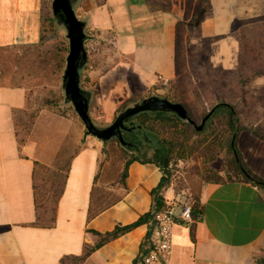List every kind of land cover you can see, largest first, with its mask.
Here are the masks:
<instances>
[{
	"label": "crops",
	"instance_id": "1",
	"mask_svg": "<svg viewBox=\"0 0 264 264\" xmlns=\"http://www.w3.org/2000/svg\"><path fill=\"white\" fill-rule=\"evenodd\" d=\"M154 1L80 0L85 29L98 39L110 37L113 44V62L96 78L94 109L89 105L93 120L109 117L116 100L129 97L132 88L175 78V25L183 21L186 0H170V10L154 6ZM43 2L0 0V50L43 41ZM259 16H264V0H193L183 47L188 50L192 43L193 51L209 54L213 67L233 71L239 65V47L232 28L236 21ZM192 19L195 23L188 25ZM30 88L20 70L0 71V264H61L63 256L79 255L85 243L97 241L90 229L109 231L152 210L150 192L162 171L153 162L132 161L122 183L125 193L88 218L101 194L115 189L106 187L103 146L79 133L68 139L70 124L53 116L47 119L42 112L19 143L16 116L27 111ZM261 120L240 127L236 146L244 163L264 180V137L254 132L256 125L264 127ZM41 124L55 132V141L48 135L36 137ZM75 144L79 147L69 159L53 226H33L35 161L52 165L64 145L72 150ZM196 193L201 216L192 226L174 224L168 260L148 264H255L252 255L264 250V189L248 183L204 182ZM150 226V221L140 224L103 243L80 264H143Z\"/></svg>",
	"mask_w": 264,
	"mask_h": 264
},
{
	"label": "rangeland",
	"instance_id": "2",
	"mask_svg": "<svg viewBox=\"0 0 264 264\" xmlns=\"http://www.w3.org/2000/svg\"><path fill=\"white\" fill-rule=\"evenodd\" d=\"M51 1L44 0L43 2V41L40 44L0 50V71L2 69L20 70L26 75L27 84L31 87L27 111L18 113L16 116L18 140L23 142L39 112H42L47 119L53 116L70 124L68 139L77 137L79 133L82 138L88 137L102 144L103 174L107 181L106 187L115 186V189H107L105 195L101 194V202L109 203L123 192L122 172L127 159L135 154L121 148L115 139L102 142L96 137L86 134L84 125L71 103L65 100L62 74L68 52V40L65 29L58 26L53 17ZM75 12L79 18L83 19L80 0L75 5ZM186 20L182 21L181 47L177 61L179 80L172 79L168 82L159 80L156 85L151 87L132 88L129 97L121 101L116 100L117 107L109 117L102 122L99 119L94 120L98 126L109 124L120 110L154 94L173 101L184 97L190 109V115L197 123L214 104L221 101L234 104L239 127L249 128V124H253L259 119H262L263 123L264 16L255 17L243 23L236 21L234 24L232 33L239 47V65L233 71L213 67L208 60L209 54L204 49L193 51L192 43L190 46L188 45V50L183 47ZM194 23L192 19L188 25ZM188 28L191 31L194 29ZM85 32L87 34L85 40L87 60L81 71L80 84L83 88L91 91V106L94 109L96 78L107 71V68L112 64L113 44L110 37L98 39L90 29H85ZM258 78L263 80L258 83L255 81ZM103 111L105 112V110ZM145 124L153 125L158 137L164 139L166 146L171 149L169 175L167 183L161 190L163 194L173 192L181 200L186 197L194 199L197 187L204 183L201 176L206 172V169L217 172L227 179L230 174L228 161L231 154L226 145V133L223 134V130L227 128L223 120L217 122L216 119H213L202 131H191L192 125L188 128L183 123L177 127L163 126L159 125V122L156 123L149 119ZM254 129L258 133H264V127L260 125H256ZM35 135L38 139L48 135L52 141H55L57 136L55 132L50 133L48 128H44L43 124L39 125ZM140 145L145 149H150V145L142 142ZM78 147L75 144L71 150L64 145L60 155L56 156L55 162L52 165H46L48 170L38 168L37 184L42 185L44 182V187L48 188V185L54 180L53 184L56 183L57 187H60L70 156ZM55 170H59V173L52 176L51 172ZM42 178L45 181H41ZM49 193L47 194L49 195ZM47 200L50 207L51 199L47 198Z\"/></svg>",
	"mask_w": 264,
	"mask_h": 264
},
{
	"label": "trees",
	"instance_id": "3",
	"mask_svg": "<svg viewBox=\"0 0 264 264\" xmlns=\"http://www.w3.org/2000/svg\"><path fill=\"white\" fill-rule=\"evenodd\" d=\"M193 0H186L185 1V11H184V17L183 20H186L190 14L191 10V4ZM152 5V4H151ZM154 6L159 7L163 10H170L171 8V1L170 0H155ZM58 26H63L58 23ZM183 27V22L179 21L175 25V61H176V80H179L178 77V68H177V61L179 58V52L181 47V30ZM181 102L185 108L187 109L189 115H190V109L187 106L186 99L184 97H180L179 99L175 100ZM211 108H213L210 116L207 118L202 130H204L208 123H211L213 119H216L217 122H221L223 120L224 124L227 125V128L223 130V134L226 133V145L228 147V151L231 154V157L228 161L229 167H230V174H228L227 179L223 178L221 174H218L217 172H214L212 170L206 169L205 173L201 176L203 178V182H211V183H229V182H238V183H248L255 185L257 187H260L264 189V180L257 176L255 173L251 171V169L244 163V161L241 158V154L236 146L237 141V134L240 129V127L237 125L238 123V115L235 109L234 104L221 101L216 104H214ZM191 116V115H190ZM192 117V116H191ZM141 118V120H140ZM193 118V117H192ZM151 120L153 122H159V125H171L172 127H177L180 123H183L188 128L191 127V124L187 121H184L180 119L175 113L171 111H161V110H149V111H143L140 112L134 116H132V121L135 123L140 124L150 135L148 138H144L147 142H150V149L148 148V154L147 155H135L127 159L125 163L124 170L122 172V183L127 175V167L129 163L132 161H140V162H153L155 163L162 171L161 178L158 182V184L151 189V197L153 200V209L149 210L142 215H140L136 220H134L131 223L128 224H116L113 229L105 232H97L95 230L90 231L97 235L98 239L93 244H87L83 246V251L79 255H71V256H63L60 259L61 264H80L94 249L102 245L103 243L129 231L130 229L149 222L153 216V213L155 210L160 209L164 205L163 201V193L161 190L164 188L165 184L167 183L168 175H169V161H170V154L171 149L166 146L164 143L165 140L158 137L156 134V130L153 125H146L147 120ZM194 119V118H193ZM195 120V119H194ZM191 131H197L192 126L190 128ZM201 130V131H202ZM260 137H264V133H258L256 130H254ZM123 137L127 141H134L136 140L134 138H137L132 132L128 133H122ZM111 139H115V141L119 144V146L125 150H127L125 147L121 146L118 139L116 137H113ZM109 139V140H111ZM108 140V141H109ZM20 143V142H19ZM149 145V144H148ZM129 151V150H128ZM60 155V152L57 153V156ZM68 165L69 161L67 163V167L65 169V174L63 176V181L60 187H57L56 183L53 184L54 180L51 181V184L47 187L45 186V183L43 182L42 185L37 184V177L39 176L37 170L38 168L46 169L48 170V167L46 165L41 164L37 161H35V167L32 172V178H33V196H34V206H35V220L31 223L33 226L37 227H51L54 224L55 221V210H56V204L59 200V198L62 195L63 189H64V180L67 176L68 171ZM59 170H55L52 173V176H56L59 172ZM45 179V177H44ZM43 178L41 181L44 180ZM45 181V180H44ZM56 186V187H55ZM47 189V192H46ZM55 189V190H52ZM48 192L49 195L47 194ZM125 193L122 192L118 196L121 197ZM46 196V197H45ZM44 197V198H43ZM194 209H193V217H195V213L197 212L199 205V198L198 194L195 192L194 194ZM47 198L51 199V206L49 207L47 204ZM117 198V199H118ZM114 201V200H113ZM109 203H102L100 202L99 205L90 207L88 218L93 217L96 215L99 211L103 210L105 207L110 205ZM193 223L190 225L192 226ZM148 235V234H147ZM147 237V236H146ZM253 262L255 264H264V250L262 251V254L257 256L255 254L252 255Z\"/></svg>",
	"mask_w": 264,
	"mask_h": 264
},
{
	"label": "water",
	"instance_id": "4",
	"mask_svg": "<svg viewBox=\"0 0 264 264\" xmlns=\"http://www.w3.org/2000/svg\"><path fill=\"white\" fill-rule=\"evenodd\" d=\"M77 1L52 0L51 10L55 20L64 27L68 40V52L65 57V67L62 74L64 97L66 101L71 103L82 121L85 133L96 137L102 142L116 137L121 146L131 148L134 145L125 140L122 130H133L144 138H148L150 135L140 124L130 121L129 126H126L124 122L140 112L149 110L171 111L180 119L189 122L195 130H202L213 108H210L201 121L197 123L181 102L155 94L123 108L116 114L112 122L105 126H98L94 122L89 114L92 93L80 84L81 71L87 60V51L85 49L87 34L85 32L86 21L79 18L75 12Z\"/></svg>",
	"mask_w": 264,
	"mask_h": 264
},
{
	"label": "built area",
	"instance_id": "5",
	"mask_svg": "<svg viewBox=\"0 0 264 264\" xmlns=\"http://www.w3.org/2000/svg\"><path fill=\"white\" fill-rule=\"evenodd\" d=\"M164 205L155 210L150 220V228L147 239V252L142 257L143 264L151 262H164L168 260L171 251L172 228L176 223L191 224L201 216L198 207L193 217L194 199L183 200L171 192V195L163 194Z\"/></svg>",
	"mask_w": 264,
	"mask_h": 264
},
{
	"label": "flooded vegetation",
	"instance_id": "6",
	"mask_svg": "<svg viewBox=\"0 0 264 264\" xmlns=\"http://www.w3.org/2000/svg\"><path fill=\"white\" fill-rule=\"evenodd\" d=\"M130 121H132V117L131 118H129L127 121H125L124 122V124L126 125V126H129V122ZM128 133V132H132L136 137H137V141L136 142H134V141H129V142H131L134 146H132L131 148H126L127 150H129V151H131V153H134L135 155H147L148 154V151H147V149H145V148H143L140 144H141V142L142 143H145V144H149L150 145V142L148 141H146L145 139H144V137H142L140 134H138V133H136L135 131H133V130H122V133Z\"/></svg>",
	"mask_w": 264,
	"mask_h": 264
}]
</instances>
